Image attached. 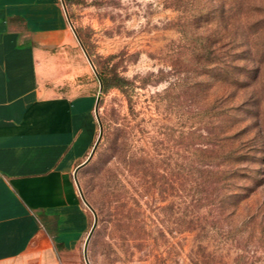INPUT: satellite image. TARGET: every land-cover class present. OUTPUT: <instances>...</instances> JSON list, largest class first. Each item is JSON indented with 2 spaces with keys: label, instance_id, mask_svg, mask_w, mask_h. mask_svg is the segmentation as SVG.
<instances>
[{
  "label": "rangeland",
  "instance_id": "rangeland-1",
  "mask_svg": "<svg viewBox=\"0 0 264 264\" xmlns=\"http://www.w3.org/2000/svg\"><path fill=\"white\" fill-rule=\"evenodd\" d=\"M52 1L36 39L51 57L42 83L91 97L83 160L102 128L75 174L85 218L80 237L57 250L60 263L264 264V183L244 180L252 191L239 204L221 200L225 154L264 139V61L234 62L260 72L235 75L238 86L212 76L215 47L223 56L264 44V28L246 26L264 19V0H235L234 33L219 42L225 22L197 16L229 0ZM98 74L127 83L100 90ZM248 167L263 175L264 165Z\"/></svg>",
  "mask_w": 264,
  "mask_h": 264
},
{
  "label": "crops",
  "instance_id": "crops-1",
  "mask_svg": "<svg viewBox=\"0 0 264 264\" xmlns=\"http://www.w3.org/2000/svg\"><path fill=\"white\" fill-rule=\"evenodd\" d=\"M50 4L0 0V264H61L57 250L80 237L85 218L73 176L91 97L42 83L51 57L36 39Z\"/></svg>",
  "mask_w": 264,
  "mask_h": 264
},
{
  "label": "trees",
  "instance_id": "trees-1",
  "mask_svg": "<svg viewBox=\"0 0 264 264\" xmlns=\"http://www.w3.org/2000/svg\"><path fill=\"white\" fill-rule=\"evenodd\" d=\"M235 3V0H229L226 11L219 10L211 13L204 11L197 16L200 17L202 15L208 17L210 15L206 21H209V23L214 26H217L221 22H225L222 33L216 32V42H219L224 37L223 34L234 33V21H236ZM246 26L248 29H252V35H257V32L264 28V19L257 20L254 23H248ZM248 36L249 35H247V37ZM234 41V38H231L229 44L232 45ZM234 48L235 47H232V50ZM214 50V55L212 57V64H214V67H212V76L216 81L227 82L238 86V84L243 82L239 81L235 75L247 76L253 80L258 78L260 72L257 66L253 69H247L243 66L235 65L234 62L237 60H244L262 63L264 61V44L256 45L253 43L245 50L226 53L223 56L222 54H218L219 47H215ZM98 78L101 82L102 90H108L113 87L123 88L127 83V81L121 77L106 78L98 74ZM219 121L220 120H218V123ZM234 124L236 123L232 121L233 126ZM236 136V133H232L228 137L232 139ZM261 139L263 141H261ZM249 140L250 143L246 147V152L242 153V149L237 147L233 151L225 154V168L222 171L226 174V183L224 185V193L221 200L230 205L241 203L251 194L252 185L242 182L248 181L257 185L264 183V171L261 176L260 174L262 171H260L259 168L248 167V165H264V143H261L264 142L263 136L260 133L259 135L255 134Z\"/></svg>",
  "mask_w": 264,
  "mask_h": 264
},
{
  "label": "water",
  "instance_id": "water-1",
  "mask_svg": "<svg viewBox=\"0 0 264 264\" xmlns=\"http://www.w3.org/2000/svg\"><path fill=\"white\" fill-rule=\"evenodd\" d=\"M63 7H64V6H63ZM66 18H67V21H68V23H69L71 29H72V25H71L70 22H69V19H68L67 14H66ZM72 31H73L75 37L78 39V37H77L75 31H74L73 29H72ZM78 41H79V40H78ZM79 43H80V42H79ZM81 47H82V46H81ZM82 49H83V47H82ZM83 51H84V53H85V55H86V57H87L89 63H90L91 66H92L93 64H92L91 60L89 59V57L87 56V54H86V52H85L84 49H83ZM99 83H100V84H99V88H100V90H101L102 85H101V82H99ZM96 105H97V100H96ZM101 134H102V128H101V125H100V123H99V135H98V137H97V139H96V141H95V143H94V145H93V147H92V150L90 151L89 155L87 156V158H86L81 164H79V165L75 168V171H74V178H75V174H76L77 170H78L80 167L84 166V165H85V164L91 159V157L93 156V154H94V152H95V149H96V147H97V145H98V143H99V141H100ZM75 183H76V185H77V187H78V184H77V182H76V179H75ZM83 201H84V200H83ZM84 203L90 208V206L87 204L86 201H84ZM95 222H96V217H95L94 223H95ZM91 232H92V229L90 230V232H89V234H88V236H87V239H86L85 245H84V255H85V252H86L87 241H88V239H89V237H90V235H91ZM85 261H87V260H86V257H85Z\"/></svg>",
  "mask_w": 264,
  "mask_h": 264
}]
</instances>
